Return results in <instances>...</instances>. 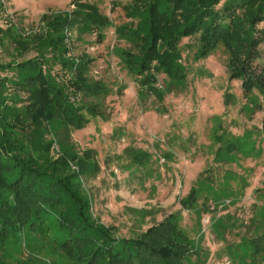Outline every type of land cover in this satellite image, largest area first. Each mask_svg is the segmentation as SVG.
Masks as SVG:
<instances>
[{"label":"trees","instance_id":"16d2710c","mask_svg":"<svg viewBox=\"0 0 264 264\" xmlns=\"http://www.w3.org/2000/svg\"><path fill=\"white\" fill-rule=\"evenodd\" d=\"M73 6L42 14L45 32L23 29L20 19L0 28V48L8 38L16 52L14 60L0 64V251L10 238L21 239L26 228L41 232L49 215L59 224L51 259L30 254L9 261L0 253V264H186L195 249L174 215L132 237H119L116 227L94 216L84 180L101 171L97 151L76 152L72 134L101 114L97 105L87 106L83 99L109 91L103 81L90 76L89 55H71V36L77 32L80 39L98 32L103 42L102 30L112 23L96 3L75 0ZM123 9L131 21L116 32L132 46L124 51L126 65L157 98H163L156 88L160 73L186 87L180 45L192 37L199 38L195 59L223 46L229 55V78L242 81L246 94L255 88L264 93V68L258 66L264 0H132ZM31 52L34 56L25 58ZM6 71L16 76H2ZM12 88L17 93L10 98ZM55 143L58 157L52 150ZM226 145L227 151L235 149L233 142ZM137 158L144 163L150 154ZM198 196L193 185L182 207L191 209ZM255 248L264 250V235L255 240Z\"/></svg>","mask_w":264,"mask_h":264},{"label":"rangeland","instance_id":"374dc122","mask_svg":"<svg viewBox=\"0 0 264 264\" xmlns=\"http://www.w3.org/2000/svg\"><path fill=\"white\" fill-rule=\"evenodd\" d=\"M74 1L0 0V7L5 3L15 12L23 29L39 26L45 32L42 14L72 10ZM82 1L96 3L112 23L102 30L103 42L98 32L80 39L77 32L71 36V55H89L90 76L109 91L83 99L86 105H97L101 114L72 134L76 152L97 151L101 171L84 180L94 216L116 227L119 237H132L174 215L195 249L186 264H264V250L255 248V240L264 235V93L255 88L246 94L242 81L229 78L223 46L195 59L199 38L192 37L180 45L186 87L160 73L156 88L163 98H157L129 71L124 51L132 46L116 32L131 21L123 6L132 0ZM13 45L11 39L3 41L0 64L16 58ZM261 51L258 66L264 68V43ZM33 56L31 52L25 58ZM1 74L16 76L14 71ZM16 93L12 88L9 97ZM52 137L47 135L48 140ZM227 142L235 143V149L227 151ZM56 146L54 157L59 155ZM144 152L150 158L140 163L137 156ZM193 185L199 199L185 209L181 200ZM46 220L41 232L26 228L21 239L10 238L0 251L3 257L51 259L59 224L54 215Z\"/></svg>","mask_w":264,"mask_h":264},{"label":"built area","instance_id":"2783aa9c","mask_svg":"<svg viewBox=\"0 0 264 264\" xmlns=\"http://www.w3.org/2000/svg\"><path fill=\"white\" fill-rule=\"evenodd\" d=\"M18 21L17 15L11 9L7 8L4 3L3 8L0 10V28L7 29L10 25L15 24ZM40 31L39 26L35 28V32ZM57 148V147H56ZM226 201L224 204H228Z\"/></svg>","mask_w":264,"mask_h":264}]
</instances>
